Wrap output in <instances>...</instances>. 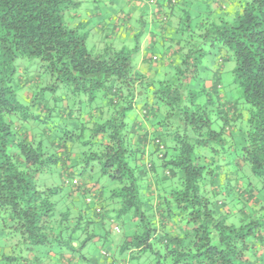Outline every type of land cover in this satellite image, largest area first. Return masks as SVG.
Segmentation results:
<instances>
[{
  "label": "trees",
  "instance_id": "16d2710c",
  "mask_svg": "<svg viewBox=\"0 0 264 264\" xmlns=\"http://www.w3.org/2000/svg\"><path fill=\"white\" fill-rule=\"evenodd\" d=\"M220 1L150 0L179 53L164 75L153 63L138 68L139 47L92 52L90 31L72 21L75 0H0V264H264V0ZM23 60L26 70L40 62L53 91L99 100L88 117L66 104L61 117L82 116L81 134L46 128L51 84L19 76ZM232 61L243 111L236 94L230 102L221 92L222 65ZM21 83L35 84L25 103ZM240 121L244 144L233 152ZM78 146L85 152L76 156ZM97 169L112 187L92 180ZM51 173L63 184L39 186V175ZM115 220L129 234L89 258Z\"/></svg>",
  "mask_w": 264,
  "mask_h": 264
},
{
  "label": "rangeland",
  "instance_id": "374dc122",
  "mask_svg": "<svg viewBox=\"0 0 264 264\" xmlns=\"http://www.w3.org/2000/svg\"><path fill=\"white\" fill-rule=\"evenodd\" d=\"M222 1H224L226 4H230V1L221 0L220 2ZM75 2L78 3V7L73 8L70 13L78 16L80 18L79 23H82L83 27L86 26L88 31H93L89 32V37L87 38V47L92 52L99 53L100 50H102L103 46L106 47V45H109L116 50H122L126 48L134 50L139 47L140 50H138V55L135 56V63L138 68L141 67L142 69H145L144 66H141L142 60L146 59L145 63H149L148 58L152 57L153 59L156 57L158 58V62H154L155 64L148 66L154 67L152 69L154 70V72L158 69L159 74L167 75L171 73V67L167 64H169V57H172V54L170 53H172L173 50L177 48L176 46L175 48H170V46L167 44L168 40L164 38L163 27L166 28L167 24H165L162 20L164 19L163 17L170 11L168 6H164L166 8L161 9L162 13L160 14V20L162 21V23H156L157 19L155 15L158 11V7L156 5H152L150 0H75ZM148 5L150 6V8ZM104 32H106L105 35L108 34L110 39H107L103 35ZM139 32H141V35L136 37ZM101 43L103 44L101 45ZM39 63V61L32 62L31 67L26 70L25 68L27 67V65L29 66L31 64L30 61H20L19 65H23L24 69H20L19 76H24L23 74H25L26 76L24 77L26 79H28L29 81L34 80L35 82L40 78L42 83L39 84V86L41 88H43V86L45 87L51 84L49 90L46 91V95H44L47 100V104L49 105L50 111L53 112L52 118L47 121L46 128L51 129L56 137H65L67 131L69 133H72L73 129L76 130L77 128L78 129L76 133L81 134L83 131L80 126L77 127V125L83 123L80 120L82 116L77 117L75 115H67L65 116V118L61 117L63 115V112L65 111V107L67 106L66 104L69 103V107L72 108L74 102L78 103L77 108L82 112V114L88 117L91 112H95L96 104L99 100H97L94 104L92 103L91 105H89L88 103L84 102V100H87L84 96L82 97L83 100L76 99L72 94H70L69 89L63 86H59L56 91H53L51 80L43 73H41ZM209 65L212 70L220 68L216 64L209 63ZM222 68L223 74H221V77L224 80L223 89L221 90L222 95L224 97L226 96V99H232V96L236 94L233 101H237L236 103L239 105L238 108L241 111H243V106L248 109V106L241 99V91L239 87L234 85L233 83V70L235 68L234 62H226L225 65H222ZM21 70H25V72L23 71L21 73ZM21 84L22 86L17 84L16 88H22V90L19 92V95L20 100L25 103L28 101L22 95L26 94L32 86H28V88L26 89L23 86V83ZM34 85L35 84L33 83L32 90H30L33 95L36 91ZM230 102H232V100H230ZM221 125V122H215L213 123L212 128L215 131H219L221 129ZM86 129L87 130L85 132V136L90 137V128L88 129V127H86ZM232 130L233 140L232 142H228V147L233 146L232 151L234 152L235 150H241L244 144L243 140L245 138L247 125H245L243 121H240L236 124L235 127L232 128ZM202 138L207 139L205 135H203ZM225 139L226 141H229L230 137L225 136ZM213 143L214 142H211L209 143V145H212L214 147L215 145H213ZM78 147L80 148V150H77L76 156H79L81 153L85 152V148H83L82 146ZM196 151H198V149ZM199 152H202V149H200ZM77 174H79V172ZM37 179L38 185L42 187L61 186L63 184L61 177L55 173L41 174ZM81 179H84V177H81ZM92 180H100L99 182H101L102 186H107V188L112 187V182L109 181V178L103 176L99 169L93 171ZM258 183L260 184L261 181H258ZM64 189L66 193L69 191L68 188ZM221 198L226 200L227 202H230V198H232V196H221ZM55 200H58V198H56ZM68 203L69 201L66 200V202L63 204ZM78 205L81 206L80 203ZM60 207H63V205ZM61 210L62 209L58 208L57 213L59 214ZM115 226L120 229V233L113 232ZM105 229L107 233L104 232ZM128 229L129 227L126 221H108L105 225V228H103L101 231L102 234L106 235L105 242L100 240L91 243L85 251L87 256L89 258L100 260L99 253H101V249L106 248V246L110 247L112 245L114 246L122 243L124 241V238L129 234ZM4 233L2 235L3 238L5 237L4 240H8L11 243L12 237L10 236V234L8 233V235L5 236ZM138 263V261L131 262V264ZM151 263H153V258H151Z\"/></svg>",
  "mask_w": 264,
  "mask_h": 264
},
{
  "label": "crops",
  "instance_id": "0c3cea01",
  "mask_svg": "<svg viewBox=\"0 0 264 264\" xmlns=\"http://www.w3.org/2000/svg\"><path fill=\"white\" fill-rule=\"evenodd\" d=\"M161 12V11H160ZM72 18H73V24H77V23H79V21H80V18L78 17V16H75V15H72ZM90 32H93L92 30H89ZM156 32H157V30H156ZM106 34V32H104V36L107 38V39H110V37L108 36V34L107 35H105ZM153 36V35H152ZM153 41V40H152ZM103 43H101V45H102ZM167 44L170 46L171 44L170 43H168L167 42ZM102 49H104V46H103V48ZM170 54H172V56L173 57H169V58H172V59H179V53L177 52V49H174L173 50V52L172 53H170ZM145 60L146 59H144V60H142V63L144 64V62H145ZM148 61H149V63H153V64H155V63H157L158 62V58H153L152 59V57L151 58H148ZM155 62V63H154ZM148 63V64H149ZM141 64V63H140ZM143 64H141V66H144ZM168 66H169V64H167ZM167 231H169L171 234H176L177 232H178V230L175 228V227H171V226H167ZM7 253H10L11 252V249L10 248H7L6 250H5Z\"/></svg>",
  "mask_w": 264,
  "mask_h": 264
},
{
  "label": "built area",
  "instance_id": "2783aa9c",
  "mask_svg": "<svg viewBox=\"0 0 264 264\" xmlns=\"http://www.w3.org/2000/svg\"><path fill=\"white\" fill-rule=\"evenodd\" d=\"M116 230H118V229L116 228Z\"/></svg>",
  "mask_w": 264,
  "mask_h": 264
}]
</instances>
